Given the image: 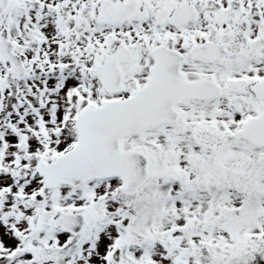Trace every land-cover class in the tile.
Masks as SVG:
<instances>
[{
    "label": "snow or ice",
    "instance_id": "1",
    "mask_svg": "<svg viewBox=\"0 0 264 264\" xmlns=\"http://www.w3.org/2000/svg\"><path fill=\"white\" fill-rule=\"evenodd\" d=\"M0 264H264V0H0Z\"/></svg>",
    "mask_w": 264,
    "mask_h": 264
}]
</instances>
